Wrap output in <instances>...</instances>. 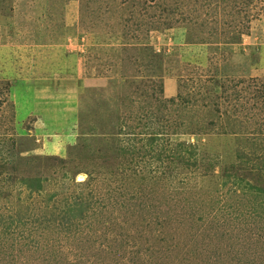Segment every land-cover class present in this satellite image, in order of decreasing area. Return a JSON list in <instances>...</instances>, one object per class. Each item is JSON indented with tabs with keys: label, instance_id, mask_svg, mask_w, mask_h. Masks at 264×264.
<instances>
[{
	"label": "rangeland",
	"instance_id": "rangeland-1",
	"mask_svg": "<svg viewBox=\"0 0 264 264\" xmlns=\"http://www.w3.org/2000/svg\"><path fill=\"white\" fill-rule=\"evenodd\" d=\"M0 264H264V0H0Z\"/></svg>",
	"mask_w": 264,
	"mask_h": 264
},
{
	"label": "trees",
	"instance_id": "trees-1",
	"mask_svg": "<svg viewBox=\"0 0 264 264\" xmlns=\"http://www.w3.org/2000/svg\"><path fill=\"white\" fill-rule=\"evenodd\" d=\"M243 8H245V7L243 6ZM239 41H240V39L237 38L236 41H234L233 43H235V42L239 43ZM229 43H231V42H229ZM254 140H255V142L253 143V142L250 141L249 139H246V141L249 142L251 146H248V147H247V145H245V147L250 148L251 151H253V152H254L255 150H252V149L262 150V149H259L260 147L258 146V143H257L256 139H254ZM151 147H153V146L151 145ZM245 152H246V151H245ZM191 155H194V153H193V154L191 153ZM243 156L246 157V158L243 159V163H248L247 161H245V159H248V158H249V155L247 156L246 153H245V155H243ZM248 161H249V160H248ZM249 163H250V161H249ZM242 167H243V166H242ZM242 167H241V168H242ZM226 175H227V177H229V178H232L233 175H235V176H236L235 178H237V175L234 174L233 172H231V173L226 172ZM34 181H35V180H33L29 185H30L32 188H36V189L40 188V187H41V182H40V180H38V181H36V182H34ZM241 181H245V180L242 178ZM80 204H82V203H80ZM76 206H77V204H76L75 202H72V203H71V206H70V210H65V212H64V213H67V214H60V215L63 216L64 218L69 217V219H70V223H71V218H70V216H68V215H69V213H70L71 211L76 210ZM70 223H69V224H70Z\"/></svg>",
	"mask_w": 264,
	"mask_h": 264
},
{
	"label": "bare ground",
	"instance_id": "bare-ground-1",
	"mask_svg": "<svg viewBox=\"0 0 264 264\" xmlns=\"http://www.w3.org/2000/svg\"><path fill=\"white\" fill-rule=\"evenodd\" d=\"M81 175V174H80ZM83 176V175H82ZM83 178H84V176H83Z\"/></svg>",
	"mask_w": 264,
	"mask_h": 264
}]
</instances>
